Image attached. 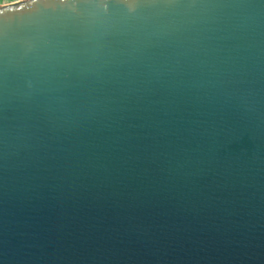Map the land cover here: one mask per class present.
<instances>
[{
    "label": "water",
    "instance_id": "water-1",
    "mask_svg": "<svg viewBox=\"0 0 264 264\" xmlns=\"http://www.w3.org/2000/svg\"><path fill=\"white\" fill-rule=\"evenodd\" d=\"M0 264H264V0L0 6Z\"/></svg>",
    "mask_w": 264,
    "mask_h": 264
},
{
    "label": "built area",
    "instance_id": "built-area-1",
    "mask_svg": "<svg viewBox=\"0 0 264 264\" xmlns=\"http://www.w3.org/2000/svg\"><path fill=\"white\" fill-rule=\"evenodd\" d=\"M25 0H0V6L22 2Z\"/></svg>",
    "mask_w": 264,
    "mask_h": 264
}]
</instances>
